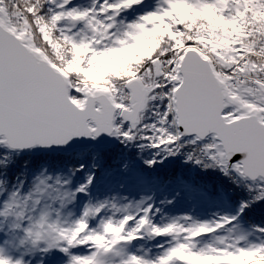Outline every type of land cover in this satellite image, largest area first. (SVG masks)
Here are the masks:
<instances>
[{"label":"snow or ice","instance_id":"snow-or-ice-1","mask_svg":"<svg viewBox=\"0 0 264 264\" xmlns=\"http://www.w3.org/2000/svg\"><path fill=\"white\" fill-rule=\"evenodd\" d=\"M0 264H264V0H0Z\"/></svg>","mask_w":264,"mask_h":264}]
</instances>
